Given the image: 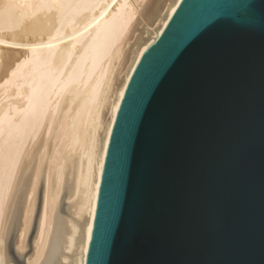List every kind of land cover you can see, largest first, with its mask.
I'll use <instances>...</instances> for the list:
<instances>
[{"label":"water","instance_id":"water-1","mask_svg":"<svg viewBox=\"0 0 264 264\" xmlns=\"http://www.w3.org/2000/svg\"><path fill=\"white\" fill-rule=\"evenodd\" d=\"M86 264H264V0H182L142 56Z\"/></svg>","mask_w":264,"mask_h":264},{"label":"bare ground","instance_id":"bare-ground-1","mask_svg":"<svg viewBox=\"0 0 264 264\" xmlns=\"http://www.w3.org/2000/svg\"><path fill=\"white\" fill-rule=\"evenodd\" d=\"M182 0H0V264H86L130 79Z\"/></svg>","mask_w":264,"mask_h":264},{"label":"snow or ice","instance_id":"snow-or-ice-1","mask_svg":"<svg viewBox=\"0 0 264 264\" xmlns=\"http://www.w3.org/2000/svg\"><path fill=\"white\" fill-rule=\"evenodd\" d=\"M212 26L213 25L209 23V27ZM5 259L8 261V264H15L17 257L13 254V250L11 248L8 249V255L5 257Z\"/></svg>","mask_w":264,"mask_h":264},{"label":"rangeland","instance_id":"rangeland-1","mask_svg":"<svg viewBox=\"0 0 264 264\" xmlns=\"http://www.w3.org/2000/svg\"><path fill=\"white\" fill-rule=\"evenodd\" d=\"M20 263L22 264V263H23V261H20Z\"/></svg>","mask_w":264,"mask_h":264}]
</instances>
